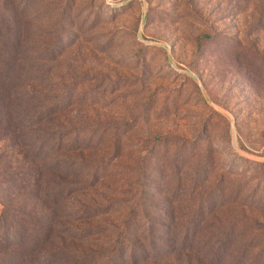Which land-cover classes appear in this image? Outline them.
Instances as JSON below:
<instances>
[{
  "label": "rangeland",
  "instance_id": "1",
  "mask_svg": "<svg viewBox=\"0 0 264 264\" xmlns=\"http://www.w3.org/2000/svg\"><path fill=\"white\" fill-rule=\"evenodd\" d=\"M32 63L50 77L46 151L94 185L53 235L62 204L33 211L35 177L1 178L0 264H264V0H0V102ZM196 229L193 262L164 254Z\"/></svg>",
  "mask_w": 264,
  "mask_h": 264
},
{
  "label": "trees",
  "instance_id": "2",
  "mask_svg": "<svg viewBox=\"0 0 264 264\" xmlns=\"http://www.w3.org/2000/svg\"><path fill=\"white\" fill-rule=\"evenodd\" d=\"M18 60H22V58L15 56V61ZM25 61H29L28 57H25ZM17 75L19 76V81L17 85L15 84L12 86L10 104L6 106L3 102H0L1 108L3 107L7 109V115L10 118L8 121L12 120L13 122L16 120L15 123H17V128L14 129L9 136L6 134H0V142L4 140L5 137H8L11 142L8 150L4 147L3 149L0 148V179H4L7 176L14 178V176H19L21 174L29 175L30 177L33 176V178L35 177L33 180L34 185L30 183V188L32 187L30 190L33 192L32 196L26 197L23 204L30 205L33 211L40 208L41 212L44 213L46 210H55L58 204H62L65 215L62 214L59 216L58 213H54V215L51 216L49 223L45 226V230L54 235L58 218L65 220L67 217L74 214L72 210H70L71 207L68 203L71 194L75 191L72 190V188L77 187V191H80L81 189L79 188V185L82 184V189H86L85 191H87L94 184L88 180L90 178H84V171L74 168L75 161L73 158L67 157V154H63L64 151L65 153L70 151H63L62 147L46 151L49 147V142H51L50 140L54 139L52 138L54 133L48 131V126H46L49 121H53L50 119L54 113L45 111V106L42 104L44 101V99H42V86H48L50 79L49 73L42 71L41 69H35V66L32 63L29 66L21 69L19 68ZM50 87H52V85ZM1 91L0 87V99H3L4 101L8 98V95L6 94L8 91H3V93H1ZM12 100H15L16 102L15 109H10V106H13ZM18 108L22 109V112L19 111V114L22 115V119L14 118V114H18ZM1 122L2 119H0V125ZM40 126L44 127L43 131L41 129L39 131L36 129ZM59 141L60 143L62 142V140ZM83 150L75 151L82 152ZM77 157L84 158L82 156ZM69 161H71V163L66 167V165L69 164ZM12 171H14L13 175L10 174ZM98 172L99 168L91 174L93 181L94 177L96 175L98 176ZM60 182L64 184V186H62L63 189L58 188V183ZM13 195H15L14 192L11 196H1L0 186V197H2L0 200L2 199L1 201L4 205V216H2V219L5 221L9 217L8 214L13 209ZM17 208L23 209L21 204H19ZM194 220L199 223L204 222L205 216H194L193 221ZM63 229L65 230L66 228L63 227ZM104 230L105 229L98 227L95 233L89 232L87 235L95 236L96 234L102 233ZM198 231L199 230L196 229L192 234L189 232L184 233L183 238L185 244L176 249L168 247V250L164 254H169L170 252L176 256V260H183L189 263L193 262V258L196 255L193 253V247L190 245L189 241L191 240L192 243L194 242V236ZM223 234H225V232ZM49 238L50 236L47 237V241ZM110 242L111 238L102 244L105 245ZM175 242H177V240H175ZM148 257L149 256H146V259ZM152 257L157 259L159 255ZM147 263L148 259L145 260L144 264Z\"/></svg>",
  "mask_w": 264,
  "mask_h": 264
}]
</instances>
